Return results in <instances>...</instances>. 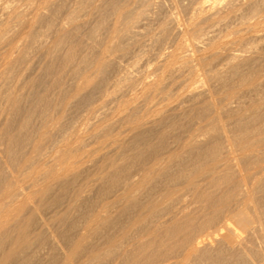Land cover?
I'll use <instances>...</instances> for the list:
<instances>
[{
  "label": "bare ground",
  "instance_id": "obj_1",
  "mask_svg": "<svg viewBox=\"0 0 264 264\" xmlns=\"http://www.w3.org/2000/svg\"><path fill=\"white\" fill-rule=\"evenodd\" d=\"M164 1L0 0V264H264V0Z\"/></svg>",
  "mask_w": 264,
  "mask_h": 264
},
{
  "label": "rangeland",
  "instance_id": "obj_2",
  "mask_svg": "<svg viewBox=\"0 0 264 264\" xmlns=\"http://www.w3.org/2000/svg\"><path fill=\"white\" fill-rule=\"evenodd\" d=\"M164 1V0H163ZM167 1H169V0H167ZM165 3H166V0L164 1ZM168 3V2H167ZM145 27V26H144ZM143 27V28H144ZM149 29V30H148ZM150 31L151 32V30H150V28L148 27V26H146L145 27V29H143V31H145V33H146V35L145 36H143V38H144V40H145V42H147L148 41V39H149V36H151L150 34H149V32L148 31ZM147 38V40H146V38ZM181 38H187V35H185V37H184V35L183 36H180ZM168 44L169 43H167L166 44V46H168ZM131 55L133 56V54H130V55H125V56H121V57H119V59L122 61V63H130V65H133V63H134V61H132V57H131ZM36 57H33L32 59H35ZM134 60V59H133ZM29 63V62H28ZM145 64L146 63H144V64H142L141 66H140V69H146V67H148V68H150L151 66L149 65V64H151V63H147L146 64V66H145ZM135 65V64H134ZM133 65V66H134ZM152 65V64H151ZM144 68H143V67ZM15 77H16V80H15ZM14 77V80H13V83H15L16 81H18V79L20 78V74H16V76ZM112 89H113V87L112 86H110V88H109V90H108V92L110 91V93H108L107 95H104V96H101V97H98V98H94L92 101H91V103H89L88 105H86L85 107L84 106H81V108H82V111H81V108H77V109H80V110H78V111H74V109H75V107H74V105H73V101L75 100L74 99V96H71L70 98H69V100H68V103H66V105L64 106V110H63V112H62V116L59 118V120H58V122H60V124L62 123V124H64L63 125V129L62 130H64V131H60V130H58V129H56L55 128V136H53V140L51 141L53 144H60L59 143V140H60V142H61V144H62V142H66V137H68V136H70V135H74L73 136V138H68V139H72V140H74L73 141V144L74 145H80V143H81V147H80V149H79V155L84 159V160H86V162L90 159V158H92V157H94L96 154H98V153H100V149H101V147L103 148L104 146V148L102 149V151L103 150H105L107 147H108V144H106V141H107V143L109 142V140L108 139H105L104 137H102L99 133L98 134H96L97 132L96 131H98V130H92V129H95L96 127L94 126V124H95V117H94V114H90L89 113V109H91V108H93V109H95L94 111H97L98 110V112L99 111H102V110H104V111H106L107 112V114L109 115H107V118H110V120H113V119H115L116 118V116H117V111H116V109L119 107V105H120V99H118L119 98V96L118 95H115V94H111V91H112ZM134 90V92H135V88L133 89ZM132 90V91H133ZM131 91V90H130ZM134 92H133V95H134ZM128 93H130V94H132V92H129L128 91ZM129 94V95H130ZM115 95V96H114ZM137 95H139V96H137ZM137 95H135L136 96V98H133L134 99V101H139V100H141V95L140 94H137ZM134 96V97H135ZM107 99V100H106ZM137 99V100H136ZM105 100V101H104ZM154 101V100H153ZM102 102V103H101ZM117 104H116V103ZM106 103V104H105ZM151 103H152V101L151 102H148V104H146V105H151ZM100 104V105H99ZM107 105V106H106ZM118 105V106H117ZM91 107V108H90ZM100 108V109H99ZM102 108V109H101ZM116 108V109H115ZM115 109V111L113 112V110ZM95 113H97V112H95ZM114 113V114H113ZM116 113V114H115ZM89 116H90V118H89ZM93 118H94V120H93ZM88 120V121H87ZM86 122H87V124H86ZM88 122H89V124H88ZM92 125V126H91ZM64 126H66V127H64ZM69 126H70V128H69ZM90 126V128H86V127H89ZM73 128V130H72V128ZM87 129V130H85V129ZM89 129V130H88ZM97 129V128H96ZM83 130H85V132L83 131ZM118 130H120L119 128H117L115 131H118ZM77 131V132H76ZM87 131V132H86ZM65 132H66V134H69V135H67L66 136V134H65ZM83 132V133H82ZM61 133V134H60ZM62 133H64V136H66L65 138H64V136H63V134ZM76 133H77V135H76ZM79 133V134H78ZM82 133V134H81ZM53 134V135H54ZM60 135V136H57V135ZM81 134V135H80ZM100 135V136H99ZM63 136V137H62ZM76 136V137H75ZM78 136H80V138H81V141L82 142H80V141H78ZM100 137H102V138H100ZM64 138V139H63ZM76 138V139H75ZM94 138V139H93ZM99 138V139H98ZM98 139V140H97ZM102 139V140H101ZM104 139V140H103ZM55 140V141H54ZM71 140V141H72ZM80 140V139H79ZM94 140H96V142H94ZM100 140V141H99ZM58 141V142H57ZM77 141V142H76ZM88 141V142H87ZM92 141V142H91ZM46 143V144H42L43 146H42V151H44V152H47L48 151V147L49 146H51L52 145V143ZM57 142V143H56ZM64 142V143H65ZM78 142H80L79 144H78ZM86 142V143H85ZM94 142V143H93ZM99 142H100V146H99ZM90 143V144H89ZM96 143V144H95ZM97 143H98V146L99 147H97ZM102 143V144H101ZM105 145H104V144ZM51 144V145H50ZM94 144V145H93ZM85 145V146H84ZM104 145V146H103ZM48 146V147H47ZM92 146V147H91ZM89 148V149H88ZM92 148H97V149H93L92 150ZM86 149V150H85ZM46 150V151H45ZM91 150V151H90ZM84 151H86L85 153H84ZM87 151H88V153H87ZM90 151V152H89ZM83 152V153H82ZM96 152V153H95ZM82 155H81V154ZM84 154V155H83ZM89 156H88V155ZM95 154V155H94ZM84 156V157H83ZM88 156V157H87ZM33 162V160H29V161H26L23 165H21L19 168H15L13 171H14V175L16 176V178L18 179H20L19 180V182H20V184H21V187H23L24 189H31L32 188V177L34 176V174H36V169H34V164H33V166H32V163ZM34 163H35V160H34ZM34 169V170H33ZM31 172V174H30V172ZM32 171H34V173L32 172ZM28 174V175H27ZM27 175V176H26ZM27 177L28 178V181H27V178H25V177ZM29 178H31V179H29ZM21 179H23V180H21ZM31 182V183H30ZM31 187V188H30ZM248 206V208H249V205L247 204L246 206H245V210H248V208H246ZM250 209V208H249ZM229 218V219H228ZM227 218V221H229L231 224L234 222V220L231 218V217H228ZM231 219V220H230ZM233 224H235V222L233 223ZM236 225V224H235ZM176 254V253H175ZM179 256V257H178ZM170 260V261H169ZM180 260H181V255H180V253H179V255H174V254H172V257H170L169 259H168V261L169 262H173V263H180Z\"/></svg>",
  "mask_w": 264,
  "mask_h": 264
}]
</instances>
